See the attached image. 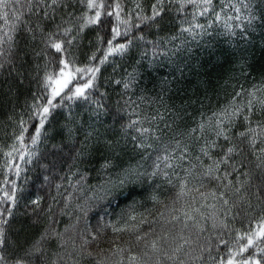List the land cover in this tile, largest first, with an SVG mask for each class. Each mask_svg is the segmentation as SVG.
<instances>
[{
  "label": "snow or ice",
  "instance_id": "6c2138e0",
  "mask_svg": "<svg viewBox=\"0 0 264 264\" xmlns=\"http://www.w3.org/2000/svg\"><path fill=\"white\" fill-rule=\"evenodd\" d=\"M0 116V264H264V0H0Z\"/></svg>",
  "mask_w": 264,
  "mask_h": 264
},
{
  "label": "trees",
  "instance_id": "16d2710c",
  "mask_svg": "<svg viewBox=\"0 0 264 264\" xmlns=\"http://www.w3.org/2000/svg\"><path fill=\"white\" fill-rule=\"evenodd\" d=\"M257 59H259V57H257ZM54 115H56V114L54 113ZM0 119H3V117L0 116ZM4 132H5V129L3 128L2 125H0V144H4L6 142H10L5 137ZM41 147H43V146H41ZM49 147H50V145H49ZM0 159H2V154H0Z\"/></svg>",
  "mask_w": 264,
  "mask_h": 264
}]
</instances>
